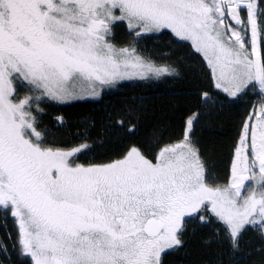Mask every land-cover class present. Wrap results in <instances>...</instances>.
<instances>
[{"label": "snow or ice", "instance_id": "1", "mask_svg": "<svg viewBox=\"0 0 264 264\" xmlns=\"http://www.w3.org/2000/svg\"><path fill=\"white\" fill-rule=\"evenodd\" d=\"M169 81L167 121L159 95L53 119ZM225 109L217 169L197 130ZM0 230V264H170L196 235V264H264V0H0Z\"/></svg>", "mask_w": 264, "mask_h": 264}, {"label": "trees", "instance_id": "2", "mask_svg": "<svg viewBox=\"0 0 264 264\" xmlns=\"http://www.w3.org/2000/svg\"><path fill=\"white\" fill-rule=\"evenodd\" d=\"M157 42L159 41H152L150 43ZM137 83H139L140 86L137 87L133 85L121 89L118 93L113 95L105 96L102 104L79 102L60 106L58 109L53 110V119L55 118V115L62 114L70 124H73L79 122L86 116L97 115V112L102 110L105 106L117 105L124 99V97H130L132 95H159L156 116L164 121H167L170 118L171 113L176 110L169 107V105L178 104L179 106H182L181 99L185 95L182 89L186 87V83L169 81L167 85L160 86L159 89L154 86H148L142 82ZM232 119L233 116L229 114L227 109L223 111L215 110L210 115L204 117L198 126L197 134L207 153L210 165L214 168L218 169L220 166L222 144L228 138L229 133L232 130ZM97 142H99V137H97ZM203 256L202 239L199 235H196L189 237L188 247L184 252L173 254L169 257V260L170 264H196V262Z\"/></svg>", "mask_w": 264, "mask_h": 264}, {"label": "rangeland", "instance_id": "3", "mask_svg": "<svg viewBox=\"0 0 264 264\" xmlns=\"http://www.w3.org/2000/svg\"><path fill=\"white\" fill-rule=\"evenodd\" d=\"M118 38H119V33H118Z\"/></svg>", "mask_w": 264, "mask_h": 264}]
</instances>
